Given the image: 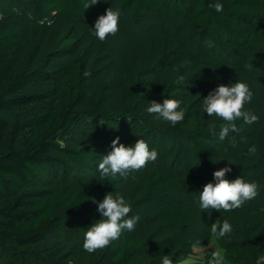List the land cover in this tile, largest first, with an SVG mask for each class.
Listing matches in <instances>:
<instances>
[{"label":"trees","instance_id":"1","mask_svg":"<svg viewBox=\"0 0 264 264\" xmlns=\"http://www.w3.org/2000/svg\"><path fill=\"white\" fill-rule=\"evenodd\" d=\"M23 1L29 5L31 17L43 28L54 19L71 13L84 16L100 8L96 2L83 9L84 0H2L5 7L0 9V264H122L126 259L134 264L133 261H143L140 252L146 242L159 241L154 230L142 237L125 234L93 253L83 251L75 241L52 242L54 235L64 229L66 220L92 209L95 211L96 201L106 192L118 190L121 177L112 179V184L104 178L90 183L59 180L50 184H40L38 179L49 175L53 168L67 170L70 161L86 167L94 165L87 145L77 146L68 140V133L78 118L106 121L116 117L118 121L124 115L127 116L125 119L135 113L137 106L129 103L124 111L113 110L106 106L108 94L103 89L95 94L88 93L91 49L86 45L74 49L72 44L58 43L59 51L69 57L68 70L59 80L53 100L45 104V109L24 115V109L43 100L45 93L24 92L31 74L19 69L10 54L5 55L23 43L30 29L25 14L18 8ZM194 2L189 9L169 4L170 16L165 20L170 23V28L161 22L155 23L153 28L165 36L178 38L180 22L184 21L198 34L195 50L187 49L186 57L196 63L211 64L219 71L202 87L205 95L217 84L244 81L253 97L242 110L256 114L259 119L252 124L243 123L242 118L235 121L237 130L230 131L221 141L213 133H219V127L225 122L219 117L207 116L200 108L197 117L187 122L186 128L175 130L177 141L196 142L194 150L185 151V156L193 157L188 160L192 163L190 171H194L188 176L192 178L189 180L200 186L205 180L203 174L227 165L231 168L225 174L228 179L239 175L251 181L256 177L257 183L261 184L258 190L264 189V0H220L223 6L220 13L208 8V3L213 0ZM114 4L120 11H129L133 21H137L139 11L151 12L155 19L161 11L156 0H116ZM173 15L178 21L171 18ZM208 33L214 35V41L206 37ZM221 44L226 45L228 52L216 48ZM209 50L215 52L210 55ZM227 66L232 69L227 71ZM200 90V86H196L185 105L192 106ZM200 138L204 144L216 141L210 148L218 145L219 150L214 153L204 151V145L198 142ZM253 145L256 150L249 153L248 148ZM176 149L178 161L184 154L183 146ZM222 157L229 162L216 161ZM207 162L214 163V167L205 166ZM187 174V168L181 172L149 168L143 175H134L128 181L123 197L130 202L131 208L136 207L147 198L162 193L166 187H181ZM258 193L252 202L248 201L250 207L244 203L225 215L249 219L254 217L246 218L247 209L264 212V193ZM152 215L160 227L165 225L169 229L173 223L184 220L192 223L193 219H203L206 214L200 212L197 205L180 200L158 204ZM208 217L209 214L206 220Z\"/></svg>","mask_w":264,"mask_h":264},{"label":"rangeland","instance_id":"2","mask_svg":"<svg viewBox=\"0 0 264 264\" xmlns=\"http://www.w3.org/2000/svg\"><path fill=\"white\" fill-rule=\"evenodd\" d=\"M115 1L96 0L99 9L84 16L71 13L67 17L54 19L46 28L31 17L29 5L25 1L19 3L18 8L25 14L30 29L23 43L5 55L10 54L19 69L31 74L24 92L45 93L43 100L24 109V115L45 109V104L53 100L59 80L68 70L69 57L59 51L58 43L72 44L74 49L79 45H86L91 49V59L87 70L90 76L86 89L88 93L95 94L103 89L108 94L106 106L113 110L124 111L129 103L137 106L135 113L125 119L124 115L118 121L115 120L116 117L107 119L108 121L91 117L78 118L68 133V140L77 146L87 145L88 154L94 165L86 167L70 161V167L67 170L60 167L53 168V172L41 176L38 182L40 184H50L59 180L75 183L97 182L102 177L96 166L102 154L109 150L112 138L119 137V142L125 145H131L141 138L148 143L150 150H156V160L146 163L144 168L129 173L127 177H121L120 188L110 194L123 196L128 181L134 175H143L149 168H163L171 172H181L182 169L187 168L188 174L184 175L185 180L181 182V187H166L162 193L147 198L140 205L131 208L128 215H136L138 220L132 232H122L121 236L131 234L133 237H142L152 230L159 236V241L156 243L146 242L140 252L143 261H133L134 264H162L165 257L169 258L171 264H205V262L211 264L210 252L217 248L224 250L225 264H254L256 257L264 252V212L261 210H246V218H254L233 219L225 215L223 209L219 212L213 209L207 220L206 215H203V219L195 218L192 223L185 220L173 223L169 229L165 225L160 227L152 215L153 209L163 202L184 200L188 204H195L194 198L198 196V190L204 183L213 179L214 163L207 162L204 165H209L213 169L203 174L205 180L200 183L201 185L197 186L196 182H190L189 179L192 178L188 176L193 175L194 171H190L192 163L188 160H192L193 157L185 156V151L194 150L196 142L177 141L175 130L186 128L187 122L197 117V111L201 108V97L205 95L202 87L212 77L217 76L219 71L214 70L211 64L196 63L186 57L187 49L195 50L198 34L191 31L184 21L180 22L178 38L165 36L153 28L157 22L170 28V23L165 20L166 16H170L169 4L180 8L187 6L189 9L194 5V0H156L161 8L157 19L151 12L139 11L137 21H133L129 11H120L118 31L101 42L92 35L89 27L93 26L96 18L104 14L108 7L117 8ZM2 7L5 6L0 0V9ZM171 18L178 21L176 15ZM206 37L214 41L212 33L206 34ZM216 48L228 52L225 44ZM214 52L209 50L208 54L211 55ZM231 69L232 67L228 66L226 68L227 71ZM198 85L201 90L196 94L193 105L188 107L184 102L188 95L194 93L192 90ZM165 98L181 100L180 107L185 115L183 120L175 125H170L156 114L146 112V107L152 100L162 102ZM115 125V128H111ZM213 136L218 137V133H213ZM198 142L204 145V151L208 153L219 150L218 145L210 148L217 143L216 141L204 144L205 141L200 138ZM178 146L179 149L183 146L184 154H181L182 159L177 161L175 155ZM200 152L202 154L203 151ZM255 178L253 177L251 181L259 187L260 183L258 184ZM257 192H259L258 195L264 193L263 187ZM245 205L250 207L248 201ZM96 219H99V213L95 207V211L92 209L82 216L66 220L64 229L54 235L52 242L59 244L62 241H75L83 250L84 232L90 223L96 222ZM224 220L231 224L232 232L216 239L211 233V225L213 223L219 225ZM253 221L255 223H252ZM125 263L130 264V260L126 259L122 264Z\"/></svg>","mask_w":264,"mask_h":264},{"label":"clouds","instance_id":"3","mask_svg":"<svg viewBox=\"0 0 264 264\" xmlns=\"http://www.w3.org/2000/svg\"><path fill=\"white\" fill-rule=\"evenodd\" d=\"M95 3L96 0H84L83 9ZM207 6L217 13L223 10L220 0H213ZM120 17L121 13L118 8L108 7L104 14L96 18L93 26L89 27L92 30V35L103 42L106 37L116 34ZM208 43L211 47V42ZM252 97L253 93L249 85L239 80L227 84H217L201 97L200 107L203 113L209 117H219L225 122L219 129L217 137L219 140L223 141L230 131L235 132L237 130L235 121H239L241 118L245 124L258 121L259 117L256 114L242 110L244 105L252 100ZM180 105L181 100L174 98H165L162 102L152 100L146 107V112L156 114L170 125H175L182 121L185 115ZM115 127L116 125L111 128ZM255 150L254 145L248 148L249 153L255 152ZM156 158V150H150L148 143L141 138L131 145H125L119 142V137H113L109 150L102 154L96 167L104 181L111 183V180L117 176L127 177L129 173L144 168L146 163L155 161ZM219 160L229 162L223 157L216 161ZM230 171L231 168L227 165L215 169L212 172L213 179L204 183L198 190V196L194 198V203L200 212L204 211L206 215L213 209L218 212L221 209L229 212L257 196L258 186L254 181L246 180L239 175L228 179L225 174ZM110 193L111 191L106 192L102 199L95 202L99 219H96L95 223H90L84 232L82 241V248L87 253L104 249L111 242L118 240L122 232H132L138 220V216L128 215L131 211V204L128 200L119 194L114 196ZM231 232L232 226L227 220L219 225L215 223L211 225V233L216 239L225 237ZM210 260L211 264H225L224 250L217 248L211 251ZM162 264H171V262L169 258L165 257ZM255 264H264V255L257 256Z\"/></svg>","mask_w":264,"mask_h":264}]
</instances>
